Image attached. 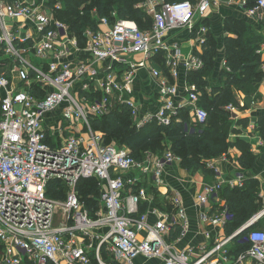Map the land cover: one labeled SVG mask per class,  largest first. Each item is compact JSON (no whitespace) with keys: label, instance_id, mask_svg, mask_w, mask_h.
Here are the masks:
<instances>
[{"label":"built area","instance_id":"built-area-1","mask_svg":"<svg viewBox=\"0 0 264 264\" xmlns=\"http://www.w3.org/2000/svg\"><path fill=\"white\" fill-rule=\"evenodd\" d=\"M223 1L146 0L140 7L152 17L151 28L101 17L81 43L57 17L62 0H0V264H93V257L96 264H136L140 256L160 264H264V229L244 231L264 217V208L227 233L234 215L221 191L225 182L242 186L240 175L207 184L197 196L202 220L223 236L177 249L171 233L179 228L177 241L189 228L181 197L171 198V210L142 213L148 190L137 186L138 177L123 174L139 171L162 187L166 164L180 158L166 151L138 160L129 147L105 143L104 132L93 125L117 107L129 110L138 129L169 125L185 108L193 123L206 125L209 111L200 103L198 84L188 79L204 67L202 52L185 54L169 35L178 28L196 30L204 47V18ZM243 4L249 15L264 11V0ZM142 70L156 86V100L137 94ZM226 110L238 119L241 109L230 103ZM192 122L185 124L188 133L197 132ZM91 178L104 186L95 215L78 191L79 182ZM54 181L67 186L63 201L52 196ZM245 244L250 247L239 252Z\"/></svg>","mask_w":264,"mask_h":264},{"label":"trees","instance_id":"trees-1","mask_svg":"<svg viewBox=\"0 0 264 264\" xmlns=\"http://www.w3.org/2000/svg\"><path fill=\"white\" fill-rule=\"evenodd\" d=\"M143 0H62L63 10L57 13V17L65 21L71 33L79 37L84 43L83 33L88 27L97 28L98 20H93V11L96 10L100 16H106L111 22L117 19L134 20L141 29H149L153 24V19L147 12L137 5ZM174 1V0H172ZM181 1V0H179ZM257 0L249 3L248 7L256 4ZM93 19H92V18ZM227 31L232 35L225 40L226 64L220 72V80L213 86L212 91L207 92V86L211 82L217 66V42L208 40L202 57L205 61L204 67L199 71L189 73L188 79L192 83H197L200 88L201 105L209 111V118L206 125L200 126L192 122L189 108L181 109L177 116L172 119L169 125H162L154 122L144 128L138 129L129 110L125 107H117L115 110L95 119L93 125L95 129L104 132L105 143H117L120 146H127L131 149L133 156L138 160L145 158L141 154V144L146 139L154 140L160 135H171L178 133L179 140L184 144V156L182 165L190 172L201 170L205 175L212 172L208 162L217 159L224 154H228L230 148L237 147L241 151L239 164L243 169H251L254 166L256 157L250 149V145L242 140L230 141V119L231 113L226 110L230 103L239 105L235 96L236 90H243L250 93L253 84L264 79L262 69V55L259 52L263 39L256 35L251 26L247 23L229 22ZM236 35V36H233ZM211 114L214 118H211ZM197 129L195 133L186 131V123H191ZM259 127L264 135V116L259 119ZM201 130V132H198ZM145 135V138L144 136ZM112 142H110V141ZM109 141V142H107ZM164 152H159L162 156ZM91 182V183H90ZM90 183V184H87ZM58 191L66 197L67 186L62 181H54L52 196L56 197L55 185ZM96 178L83 179L78 184V191L82 201L92 214L95 215L100 210V191ZM247 184L243 187H224L221 196L226 199L233 220L227 226V233L230 234L242 226L252 215L257 212L260 205L254 203V197L247 193ZM59 194V195H60ZM55 195V196H54ZM64 197V198H65ZM146 207H141L144 213ZM179 228L171 233L172 239L179 235ZM250 247L245 244L237 247L239 252ZM1 249V246H0ZM53 264V263H50Z\"/></svg>","mask_w":264,"mask_h":264},{"label":"crops","instance_id":"crops-1","mask_svg":"<svg viewBox=\"0 0 264 264\" xmlns=\"http://www.w3.org/2000/svg\"><path fill=\"white\" fill-rule=\"evenodd\" d=\"M170 2L179 0H168ZM197 2L198 0H191ZM253 0H249V3ZM145 3L146 0L140 2ZM248 4V0H247ZM205 24L209 26L207 33V42L210 39L217 42V63L219 67L215 72V78L213 81L220 80V71L226 64V46L225 40L228 36L232 35L227 31V23L230 22H242L251 26L256 35L261 36L264 43V11L256 15H249L246 11V6L243 4V0H224L223 2L213 6L212 10L204 18ZM204 22V21H203ZM196 27H199L200 22L196 21ZM236 36V35H233ZM169 40L178 42L185 54H188L192 50L203 52L205 46L200 44L198 33L196 30L190 33L188 30L178 28L172 31L169 35ZM209 40V41H210ZM264 45H261V47ZM263 51V50H261ZM262 69L264 70V56ZM183 80L180 81L183 84ZM136 90L138 96L150 100H156V86L148 77L145 70L139 72L136 80ZM182 90V96L185 95ZM235 96L238 99L240 112L238 119H234L235 126L230 133V141L235 142L242 140L250 145L251 151L256 157L254 166L251 169H243L239 164V157L241 151L237 147L230 148L228 154L211 160L208 163L212 164V172L205 175L201 170L196 172H190L182 165V159L171 164H166L163 173V185L159 187L153 178L149 176L143 177L139 171H129L123 174L125 179L130 177H138L137 186L146 187L148 190L149 200L142 202L141 207H146L144 212H147L149 208L156 207L161 209L171 210L173 208L171 198L175 195H179L182 199L183 206L186 210L189 228L187 232L177 241L172 239L177 249H185L188 247H198L204 244L209 245L215 240V236H223L222 229L215 228L209 222H205L201 218L203 208L199 206L197 196L203 191V188L207 184L215 183L219 180L237 179L239 175L243 178L242 186L247 184V193L251 197H254V203L264 208V135H262L259 127V119L264 116V79L255 82L253 84V90L248 93L243 90H236ZM224 187H231L228 183H224ZM233 188V187H231ZM224 199V198H223ZM226 200V199H224ZM261 209V210H262ZM258 212L254 213L247 221L253 218ZM209 211V209H205ZM156 221L155 215H149V222L154 223ZM246 221V222H247ZM245 222V223H246ZM254 225V224H253ZM252 228L264 229V217L255 224ZM207 232L210 235L207 236ZM104 258L110 260L111 257L108 253L104 252ZM96 259L93 257V264H96ZM158 259H146L140 256L136 259V264H160Z\"/></svg>","mask_w":264,"mask_h":264},{"label":"rangeland","instance_id":"rangeland-1","mask_svg":"<svg viewBox=\"0 0 264 264\" xmlns=\"http://www.w3.org/2000/svg\"><path fill=\"white\" fill-rule=\"evenodd\" d=\"M92 15H93V18L94 19L92 17L91 18L93 20H96V19L98 20L101 17H106V16H100L99 13H97V11H96V14L93 11ZM261 45H264V43L262 42ZM261 50H263V51H261ZM259 52H261L262 61H263V56H264V47L263 46L259 49ZM218 69H219V67L216 68V70H218ZM216 70H215V72H216ZM221 71H222V69H221ZM215 72H214V74L211 77V82L206 87L207 88V92H209V93L212 91V89H211L212 88V85L215 86L218 83V81H213V79H212V78H215ZM211 118H214V115L213 114H211ZM227 120L230 122V131H232L234 129V126H235L234 118H231L230 117V119H227ZM143 136L145 138V135H143ZM104 140H105V138H104ZM109 141H107V142H109ZM110 142H112V141H110ZM166 151L173 152L180 159L183 158V156H184V144L179 140L178 133L172 132L171 135H163L162 134L158 138H155L154 140L146 139L141 144V154H144V156H146L148 154H152V155H155V156H159L158 155L159 152H166ZM90 183H87V184H90ZM98 183H99V181H98ZM58 185L59 184H56L55 185V187H56V191L54 192L55 195H56L55 198L58 199V200H60V201H63L65 199L64 198L65 196L63 197V194H60V192L58 191V189H57L58 188ZM98 186H99V191H100V194H101V192L104 189V186L103 185H100V183L98 184ZM261 209H262V206H259V209L257 210V212L259 210H261ZM55 219H56L57 224H59V222L63 219L61 209L56 212Z\"/></svg>","mask_w":264,"mask_h":264},{"label":"water","instance_id":"water-1","mask_svg":"<svg viewBox=\"0 0 264 264\" xmlns=\"http://www.w3.org/2000/svg\"><path fill=\"white\" fill-rule=\"evenodd\" d=\"M253 226H254L253 224L247 225V226L244 228V231H248V230L251 229Z\"/></svg>","mask_w":264,"mask_h":264}]
</instances>
